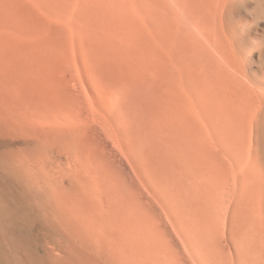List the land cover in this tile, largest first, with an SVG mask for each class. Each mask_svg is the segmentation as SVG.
Returning a JSON list of instances; mask_svg holds the SVG:
<instances>
[{"label":"bare ground","instance_id":"6f19581e","mask_svg":"<svg viewBox=\"0 0 264 264\" xmlns=\"http://www.w3.org/2000/svg\"><path fill=\"white\" fill-rule=\"evenodd\" d=\"M144 2L145 78L164 138L242 164V213L264 264V0ZM51 107L0 104V264H38L40 244L44 264L53 251L55 264H114L105 142Z\"/></svg>","mask_w":264,"mask_h":264},{"label":"rangeland","instance_id":"374dc122","mask_svg":"<svg viewBox=\"0 0 264 264\" xmlns=\"http://www.w3.org/2000/svg\"><path fill=\"white\" fill-rule=\"evenodd\" d=\"M144 1L0 0V104H54L71 129L100 133L115 182L114 264H261L242 164L164 138L145 78ZM44 254L40 244L38 264Z\"/></svg>","mask_w":264,"mask_h":264}]
</instances>
